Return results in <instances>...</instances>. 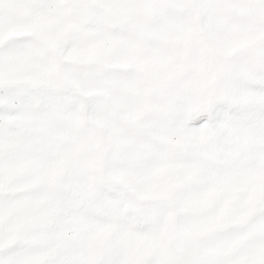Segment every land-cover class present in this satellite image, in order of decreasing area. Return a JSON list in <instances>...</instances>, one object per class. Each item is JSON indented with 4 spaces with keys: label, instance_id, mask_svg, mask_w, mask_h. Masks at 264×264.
<instances>
[{
    "label": "snow or ice",
    "instance_id": "snow-or-ice-1",
    "mask_svg": "<svg viewBox=\"0 0 264 264\" xmlns=\"http://www.w3.org/2000/svg\"><path fill=\"white\" fill-rule=\"evenodd\" d=\"M0 264H264V0H0Z\"/></svg>",
    "mask_w": 264,
    "mask_h": 264
}]
</instances>
